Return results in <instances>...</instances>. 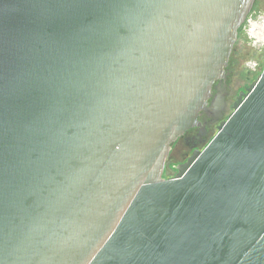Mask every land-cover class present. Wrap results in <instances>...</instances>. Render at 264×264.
Returning <instances> with one entry per match:
<instances>
[{
	"label": "water",
	"instance_id": "1",
	"mask_svg": "<svg viewBox=\"0 0 264 264\" xmlns=\"http://www.w3.org/2000/svg\"><path fill=\"white\" fill-rule=\"evenodd\" d=\"M255 2L0 0V264H264V68L164 176Z\"/></svg>",
	"mask_w": 264,
	"mask_h": 264
},
{
	"label": "flooded vegetation",
	"instance_id": "2",
	"mask_svg": "<svg viewBox=\"0 0 264 264\" xmlns=\"http://www.w3.org/2000/svg\"><path fill=\"white\" fill-rule=\"evenodd\" d=\"M239 63V60L229 59L226 67L227 77L214 82L212 95L208 100V108L201 110L198 116L199 124L187 129L171 145V159L166 163L164 171V176L167 178L178 173V166L186 162L195 149H202L209 143L217 132L221 120L229 116L242 91L247 90L248 87L236 86L237 81L249 80L251 77V73L248 71L245 76L237 72L236 68ZM217 106L220 107V110L217 109Z\"/></svg>",
	"mask_w": 264,
	"mask_h": 264
},
{
	"label": "rangeland",
	"instance_id": "3",
	"mask_svg": "<svg viewBox=\"0 0 264 264\" xmlns=\"http://www.w3.org/2000/svg\"><path fill=\"white\" fill-rule=\"evenodd\" d=\"M230 59L239 60L236 70L242 73V76H245L247 71L251 73L249 80L237 81L236 86L248 87L262 72L264 68V0H256L239 28Z\"/></svg>",
	"mask_w": 264,
	"mask_h": 264
}]
</instances>
